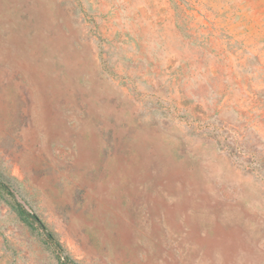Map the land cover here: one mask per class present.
Returning <instances> with one entry per match:
<instances>
[{
  "label": "rangeland",
  "instance_id": "1",
  "mask_svg": "<svg viewBox=\"0 0 264 264\" xmlns=\"http://www.w3.org/2000/svg\"><path fill=\"white\" fill-rule=\"evenodd\" d=\"M0 179L76 264H264V0H0Z\"/></svg>",
  "mask_w": 264,
  "mask_h": 264
},
{
  "label": "trees",
  "instance_id": "2",
  "mask_svg": "<svg viewBox=\"0 0 264 264\" xmlns=\"http://www.w3.org/2000/svg\"><path fill=\"white\" fill-rule=\"evenodd\" d=\"M3 195H6L11 198L13 202L12 209L17 213V215L24 223L32 226L36 225L37 229L41 231V233L45 237L46 243L49 244L54 249V252L57 254L58 264H76L69 257L65 255L61 256V254L63 253L62 248L57 242V240L54 238L53 234L48 231L45 224L39 219V217L35 213L28 212L24 208V206L17 201L15 193L11 189V187L0 179V197H2Z\"/></svg>",
  "mask_w": 264,
  "mask_h": 264
}]
</instances>
